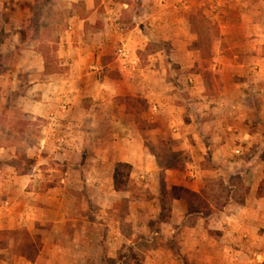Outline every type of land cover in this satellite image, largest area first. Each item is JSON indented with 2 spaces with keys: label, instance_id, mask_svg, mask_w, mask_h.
Here are the masks:
<instances>
[{
  "label": "rangeland",
  "instance_id": "rangeland-1",
  "mask_svg": "<svg viewBox=\"0 0 264 264\" xmlns=\"http://www.w3.org/2000/svg\"><path fill=\"white\" fill-rule=\"evenodd\" d=\"M84 67L114 94L76 108ZM62 78L65 103L42 89ZM42 92L54 108L31 117ZM254 185L264 0H0V264H263L237 208Z\"/></svg>",
  "mask_w": 264,
  "mask_h": 264
},
{
  "label": "crops",
  "instance_id": "crops-1",
  "mask_svg": "<svg viewBox=\"0 0 264 264\" xmlns=\"http://www.w3.org/2000/svg\"><path fill=\"white\" fill-rule=\"evenodd\" d=\"M102 69V67H100ZM90 69V67H84L83 68V71H82V78L80 77V80H85V79H89L90 81L93 82V80L96 82V83H92L94 85V87H96V92L94 95L92 94H88L90 93V91L88 90V88H86L84 86V84L82 86H80V90H81V93H83L82 96H79V99L77 100H74V103L75 104H79L78 106H76V108H80V103L82 101L83 98H87V97H91L92 99H104L103 97L106 95V96H109V95H112L114 94L112 91H108L106 90L107 89V86L109 85V83H107L108 78L104 77L103 79H100L98 80L96 78V72L95 71H90L88 70ZM95 70L98 69L97 66L94 67ZM111 81V80H110ZM68 81L65 79V78H62L60 79L59 81H50L48 80V82L45 84V85H42L44 86V88H42L44 91H49L51 89H53V86L56 85V83H58V86H59V91L62 92L61 95H58V97L56 99H58L59 103H65V99H69V98H73L71 96V94H69V91L67 90V83ZM82 82V81H81ZM78 83V82H77ZM79 85V84H78ZM60 94V93H59ZM37 99L35 98H24V102L26 103L27 107L29 108V110H27L28 114L31 115V117L33 116H36L38 109L40 110H46L47 107H53L54 108V101H57L56 99L53 100L51 97H48L46 94H44L42 92V96H41V99L40 97H36ZM149 105H151V102L150 100H148ZM153 107L155 108V105H153ZM35 108L37 109L35 112ZM66 109L67 107L65 105H62L61 106V112L60 110L58 111V113L60 114V117H65L66 119H70L71 118V114H67L66 113ZM75 109V107H74ZM177 111L176 112H179V111H183L182 110V107H178V108H175ZM64 112V113H63ZM56 117V116H55ZM185 117V116H184ZM192 120L189 121L188 123H185V121L181 120L180 122L184 125L185 127L189 126L191 129H193V125L195 124V121H194V118H191ZM179 133L180 132H177V136H179ZM2 148V147H1ZM122 162V161H120ZM123 163H127L129 165H131L129 162H123ZM132 167V165H131ZM187 189L195 192L196 194H199L201 193V190L203 189V187L201 186V188L199 189H193L191 188V186H186ZM257 190H258V185H254L251 187L250 189V193L248 195V197L244 200L243 203L241 204H237V208H241V213H242V218L240 219V225L242 223H245V222H250V221H254V224L255 226H259V227H262V229H264V197H259L257 196ZM113 192L116 194L118 192H116L114 189H113ZM175 201H178V202H181L180 199H174ZM187 205V204H186ZM171 205H170V213L169 215H172V212H171ZM223 209V207H222ZM171 218V216H169ZM218 230H221V229H218ZM264 231V230H263ZM258 232H260V229H258ZM258 234V233H257ZM264 235V232L259 234V236H262ZM242 236V235H241ZM238 241V240H237Z\"/></svg>",
  "mask_w": 264,
  "mask_h": 264
},
{
  "label": "trees",
  "instance_id": "trees-1",
  "mask_svg": "<svg viewBox=\"0 0 264 264\" xmlns=\"http://www.w3.org/2000/svg\"><path fill=\"white\" fill-rule=\"evenodd\" d=\"M131 170H132V167L131 165L127 164V163H123V162H117L116 165H115V168L113 170V174H112V181H113V189L116 191V192H121L125 189V187H122L124 186L123 184H125L127 182V180L129 179V174L131 173ZM124 175H126L125 177V183L121 182V178L124 177ZM184 192V195L185 197H194V198H199L200 199V196L196 193H193V192H189V191H182ZM176 199H180V200H183L182 196L178 197L176 196ZM190 199V198H188ZM185 202H187L189 204V200H183ZM198 201V200H197ZM264 264V263H263Z\"/></svg>",
  "mask_w": 264,
  "mask_h": 264
},
{
  "label": "built area",
  "instance_id": "built-area-1",
  "mask_svg": "<svg viewBox=\"0 0 264 264\" xmlns=\"http://www.w3.org/2000/svg\"><path fill=\"white\" fill-rule=\"evenodd\" d=\"M119 53L123 56V57H126V55H128V52L127 51H124L122 49L119 50ZM238 152V151H237Z\"/></svg>",
  "mask_w": 264,
  "mask_h": 264
}]
</instances>
